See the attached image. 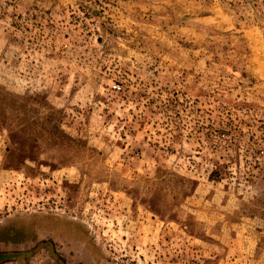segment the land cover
I'll return each instance as SVG.
<instances>
[{"label": "rangeland", "instance_id": "rangeland-1", "mask_svg": "<svg viewBox=\"0 0 264 264\" xmlns=\"http://www.w3.org/2000/svg\"><path fill=\"white\" fill-rule=\"evenodd\" d=\"M44 216L100 264H264V0H0V234Z\"/></svg>", "mask_w": 264, "mask_h": 264}, {"label": "flooded vegetation", "instance_id": "flooded-vegetation-1", "mask_svg": "<svg viewBox=\"0 0 264 264\" xmlns=\"http://www.w3.org/2000/svg\"><path fill=\"white\" fill-rule=\"evenodd\" d=\"M51 223H61L75 228L66 222L44 216L40 222L36 223L34 230L26 233L25 237H22V233L14 229L7 231L8 233L0 234V240L2 239L4 243L12 241V244L15 245L11 250L0 248V264L16 257L50 258V261L45 264H100L91 250L86 253V250L80 248L81 236L71 237L55 227L48 226ZM39 231L40 233H38ZM38 234L43 237L33 238ZM0 246H2V243Z\"/></svg>", "mask_w": 264, "mask_h": 264}]
</instances>
